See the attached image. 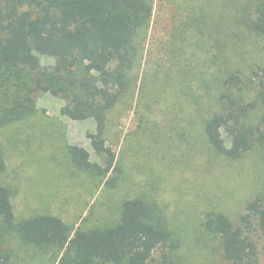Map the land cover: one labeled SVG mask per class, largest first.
Returning a JSON list of instances; mask_svg holds the SVG:
<instances>
[{
	"label": "rangeland",
	"instance_id": "1",
	"mask_svg": "<svg viewBox=\"0 0 264 264\" xmlns=\"http://www.w3.org/2000/svg\"><path fill=\"white\" fill-rule=\"evenodd\" d=\"M257 3L154 0L144 55L133 70V91L113 105L105 122L83 119L79 113L75 119L63 116L65 103L55 88L39 95L34 117L0 130L7 163L3 182L13 189L16 217L52 214L74 230L108 227L119 221L126 200L143 197L163 209L169 228L180 239L173 261L164 262L157 250L151 264H230L219 237L204 226L210 212L223 213L235 227L241 226L258 263H263L264 231L247 206L264 205V147L256 145L238 159L213 149L203 121L218 110L217 91L202 98L187 95L189 84L178 81L169 48L173 40L184 39L183 57L200 64L211 84L237 71L250 74L264 64V37L245 26L255 16ZM34 55L43 66L55 64L44 44ZM220 66L224 70L218 72ZM94 139L104 148L103 156L94 149ZM219 144L231 148L240 141L223 132ZM82 150L102 168L113 154L110 172L102 176L78 168L71 151ZM247 215L246 225L242 218ZM6 246L16 254L11 264H57L52 254L17 238L8 239Z\"/></svg>",
	"mask_w": 264,
	"mask_h": 264
},
{
	"label": "trees",
	"instance_id": "2",
	"mask_svg": "<svg viewBox=\"0 0 264 264\" xmlns=\"http://www.w3.org/2000/svg\"><path fill=\"white\" fill-rule=\"evenodd\" d=\"M153 5L154 0H0V130L34 117L38 96L50 88L57 89L65 103L63 116L75 119L79 113L83 119L105 122L113 105L133 91V70L141 65ZM254 15L245 26L264 37V0H258ZM40 44L55 60L54 66H43L34 55ZM169 48L178 81L189 84L187 95L202 98L217 91L218 110L203 121L213 149L238 159L256 145L264 147V64L245 76L237 71L211 84L200 64L183 57L184 39L173 40ZM214 59L215 55L202 65ZM221 66L218 72L224 70ZM223 132L240 144L221 146ZM92 144L102 155L104 148L95 139ZM71 155L72 162L87 172L106 176L113 167V154L106 157L104 168L92 164L85 150ZM6 171L0 148V264H11L16 255L6 246L10 238L52 254L57 264H151L157 250L164 262L175 259L180 239L157 203L143 197L126 200L119 221L108 227L74 230L52 214L18 219L13 189L3 182ZM247 210L264 231V205L251 202ZM251 215L242 218L244 224L250 223ZM204 226L219 237L230 264H259L242 227H235L225 214L208 213Z\"/></svg>",
	"mask_w": 264,
	"mask_h": 264
}]
</instances>
